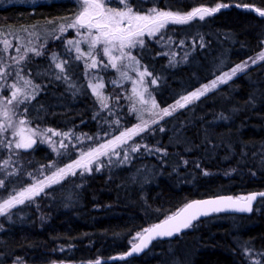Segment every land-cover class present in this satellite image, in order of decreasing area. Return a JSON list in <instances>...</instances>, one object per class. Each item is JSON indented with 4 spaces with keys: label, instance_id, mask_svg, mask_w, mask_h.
<instances>
[{
    "label": "trees",
    "instance_id": "trees-1",
    "mask_svg": "<svg viewBox=\"0 0 264 264\" xmlns=\"http://www.w3.org/2000/svg\"><path fill=\"white\" fill-rule=\"evenodd\" d=\"M108 1L114 8L123 4ZM125 1L181 13L228 5L202 20L195 17L161 28L155 40L134 51L142 65L161 76L155 95L162 106L172 102L178 92L212 80L264 45V17L253 11L264 9V0ZM29 11L32 8L19 5L5 10L10 19L29 17ZM34 13L35 21L43 22L73 17L77 11L58 2L36 6ZM36 80L35 89L27 94L29 99L22 100L20 117L55 128L72 123L74 133L102 131L91 118L95 111L87 95L71 99L55 78ZM132 143L137 148L128 150L126 160L121 150L119 157L105 165L66 178L28 200L20 213L2 217L0 264L108 258L127 251L138 241L137 234L141 236L192 200L264 190V61L162 125L143 131ZM38 152L16 148L8 153L0 132V195L12 181H29L25 161L31 162L33 172L38 160L46 159L43 154L38 157ZM9 154L13 159L7 161ZM257 252L261 258L254 264H264V198L249 214L204 216L190 228L154 241L138 257L102 264H251L248 253L255 257Z\"/></svg>",
    "mask_w": 264,
    "mask_h": 264
},
{
    "label": "rangeland",
    "instance_id": "rangeland-1",
    "mask_svg": "<svg viewBox=\"0 0 264 264\" xmlns=\"http://www.w3.org/2000/svg\"><path fill=\"white\" fill-rule=\"evenodd\" d=\"M121 1L123 4L114 8L109 5L110 1L105 0V7L127 11V4L134 13L139 15H149L153 9L180 13L181 15L188 13ZM58 2H65L69 7L74 6L77 11L75 16L67 15L60 18H48L43 22L35 21L34 8L36 6ZM13 5L32 8V12H27L29 17L10 19L8 18L10 15L5 10ZM82 5L83 0H0V22L4 23V26L0 27V132L5 138L8 153L13 152L16 149V144L22 139L36 137L40 148L37 146L30 153L38 150V157L41 154L46 156L44 162L38 160L37 167H33V172H30L32 170V168L30 169L31 162L24 160L29 166L27 172V175H30L29 181L17 180L9 184L6 182L8 186L5 193L0 195V206L6 200L17 196L18 193L24 192L34 185L40 186V182H42L43 190L36 195L26 194L23 203H14L6 212H0V219L6 216L10 217L15 212L20 213V208L25 202L38 198L42 192L55 187L66 178H74L88 171L91 172L99 168L101 163L105 165L112 158L119 157L121 150L126 160L125 155L130 152L128 150L137 148L132 140L143 131L156 125H162L182 109L194 105L206 94L219 88L248 68L264 61L259 58L264 53L263 45V48L256 54L237 64L244 65L247 62L246 67H243L235 75H231L226 82H218L215 88L209 87V90L203 95H199L198 98L191 99L187 103L182 100V97L202 90L205 85L210 86L212 81L223 77L224 73H231V70L237 65L190 91L178 92L172 102L162 106L155 95L161 84V76L153 69L142 65L134 53L136 49H142L148 40H155L156 34L161 28L153 31L151 35L145 29L144 34L136 38L137 41L142 40L143 44L139 42L135 46L125 44L121 49L117 41L116 46L110 49L111 57L115 58L113 60L109 55L104 54L105 45L102 42L90 47L92 37L96 35V29L89 30L87 27H83L67 28L66 31H60L62 26L66 27L74 21L77 14L82 11ZM216 6L199 8H215ZM255 9L253 8V11ZM172 24L175 23L168 22L162 28L165 29ZM122 26L128 27L127 21H124ZM5 40L9 41L7 46L4 43ZM69 41H73V43H69ZM37 53L40 54L37 55ZM94 62L96 66L91 67ZM113 62L116 64L115 68L112 67ZM57 64L62 67L58 68ZM141 73L144 75L142 76ZM31 75L36 76L34 78ZM72 75H76L75 79ZM36 78L43 81L55 78L71 99L87 95L91 99V107L96 115L92 114L91 118L93 121H97L98 128L102 131L94 134L74 133L72 123H68L67 127L55 128L30 123L27 119L20 117L19 113L23 112L22 92L24 99H29L27 94L30 90L35 89ZM153 81L155 82L153 83ZM13 93H16L15 98H13ZM177 101L184 104V107H178ZM165 108L169 109L170 115H164L163 109ZM5 113L7 114L5 115ZM130 129L142 130L129 135ZM171 142L174 143V138ZM17 149L21 151L20 148ZM46 152L47 155H45ZM10 154L7 156V161L13 159ZM76 161H80L82 166L73 167L72 172L65 174L63 178L54 176V173H57L59 169L66 168L67 165L74 164ZM49 177H52L56 182L49 181ZM247 257L251 264L258 262L261 258L258 252L255 257L249 253Z\"/></svg>",
    "mask_w": 264,
    "mask_h": 264
},
{
    "label": "snow or ice",
    "instance_id": "snow-or-ice-1",
    "mask_svg": "<svg viewBox=\"0 0 264 264\" xmlns=\"http://www.w3.org/2000/svg\"><path fill=\"white\" fill-rule=\"evenodd\" d=\"M127 11L111 9L105 7V0H83L82 11H80L74 21L71 24H68L66 27L62 26L60 31H66L67 28H83L87 27L89 30L96 29V35L92 37L90 47H94L96 44L103 43L105 45L103 51L104 54L109 55L111 59L110 49L111 47L116 46V42H119L121 49L124 48L125 44L129 46H135L137 42L143 44L142 40L137 41L136 38L144 34L145 29L148 30V33L151 35L153 31L158 30L159 28L164 27L168 22L173 23H187L193 18L198 17L199 19H204L206 15H211L221 7H228L226 4H218L215 8H195L192 11L181 15L180 13L157 11L155 9L151 10L149 15H139L133 12V9L130 6H127ZM255 11L262 17H264V10L256 8ZM124 21H127L128 27H123L122 24ZM5 45L9 44L8 40L4 41ZM73 43V41H69ZM79 51V49H77ZM40 53H37L39 55ZM264 59V53L259 57ZM255 63V61H253ZM95 62L91 67H95ZM247 66V62L244 65H237L236 68L231 70V73H224L223 77H218L217 80L212 81L211 85H205L202 90L191 93L189 96L182 97L184 103L189 102L191 99L198 98L199 95H203L204 92L209 90V87L215 88L218 82H226L231 75H235L238 71H241L243 67ZM57 67L60 68L62 65L57 64ZM112 67H116V64L113 62ZM151 75L150 73H148ZM143 76L144 73H141ZM155 81H153L154 83ZM95 91V88H94ZM16 93H13V98H15ZM11 103V101H9ZM178 107H184V104L177 101ZM164 115H170L169 109H163ZM7 113H5L6 115ZM142 129H130V134H135L136 131ZM125 135V134H122ZM119 139V138H118ZM33 142L29 140L22 139L21 142L16 144V148H29ZM136 149H133L135 151ZM91 155V153H89ZM82 164L80 161L74 162V164L67 165L66 168L59 169L57 173H54V176L63 178L67 173L72 172L73 167H81ZM74 174V173H73ZM51 182H56L52 177L48 178ZM2 183V181H0ZM43 190L42 182L40 186H33L32 188L26 189L24 192L18 193L17 196H13L11 199L6 200L2 206H0V212H6L8 208L12 207L13 204H19L24 202V197L27 195H36L39 191ZM261 196H264V193H260ZM239 200H246L247 203L241 208V210L250 211V203L255 199V194L249 195L248 197H238ZM232 197H219L217 200H206V201H192L191 203L185 205V208L180 214L176 216L168 217L160 224L153 225L150 229H145L147 237L140 236L141 243L139 245H133L132 251L139 252L143 247L147 246V243L154 236H171L174 232H179L181 228H186L189 226L192 220L196 219L197 216L201 214H207V211H220V205L225 202H232ZM207 209V211H202ZM183 213H189L187 216H183ZM183 217V218H181ZM99 264V262H97Z\"/></svg>",
    "mask_w": 264,
    "mask_h": 264
},
{
    "label": "water",
    "instance_id": "water-1",
    "mask_svg": "<svg viewBox=\"0 0 264 264\" xmlns=\"http://www.w3.org/2000/svg\"><path fill=\"white\" fill-rule=\"evenodd\" d=\"M31 140L33 143L31 144V147L29 148H21V151L22 152H30L31 150H33L37 144H38V139L35 138V137H29L25 140ZM260 193H264V190H257V191H253V192H250L249 194H246V195H243V196H234L232 194H220V195H215V196H212V197H205V198H201V199H195V200H192V201H206V200H217L219 197H232L233 198V201L232 202H225V203H222L220 205V208L221 210L220 211H207V209H203L202 211H207V214H201L199 216H197L196 219L192 220L191 223L189 224L188 227L186 228H181V230L179 232H174L173 235L175 234H178L184 230H186L187 228H189L195 221H197L198 219L204 217V216H208V215H211L213 213H224V214H235V215H242V214H249L252 212L253 210V207L254 205L257 203V201L260 199V198H264V196H261ZM252 194H255V199H253L250 203V208L251 210L248 211V210H241V208L247 203L246 200H239L237 201L236 198L238 197H248L249 195H252ZM192 201L188 202L187 204L191 203ZM185 204V205H187ZM185 205L182 206L180 209H178L175 213L171 214L170 216L168 217H171V216H176L177 214H180L182 212V210L185 208ZM189 213H183V216H187ZM167 217V218H168ZM167 218L159 221L158 223H155L153 225H156V224H160L162 223L164 220H166ZM183 218V217H181ZM151 225L149 228L147 229H150L152 228ZM147 233H145V231L143 232V234L141 236H144V237H147ZM171 235V236H173ZM171 236H154L148 243H147V246L146 247H143L141 251L139 252H133L132 251V248H133V245H139L141 243L140 241V238L137 242H135L127 251L123 252V253H119V254H115V255H112L108 258H99V259H96V260H90V261H56V262H53L51 264H97V262H99V264H102V263H112V262H118V261H124V260H128L130 258H133V257H138L140 256L141 254H143L145 251H147L150 246L152 245V243L156 240H160V239H165L167 237H171Z\"/></svg>",
    "mask_w": 264,
    "mask_h": 264
},
{
    "label": "flooded vegetation",
    "instance_id": "flooded-vegetation-1",
    "mask_svg": "<svg viewBox=\"0 0 264 264\" xmlns=\"http://www.w3.org/2000/svg\"><path fill=\"white\" fill-rule=\"evenodd\" d=\"M22 99H24V95H23V92H22Z\"/></svg>",
    "mask_w": 264,
    "mask_h": 264
}]
</instances>
